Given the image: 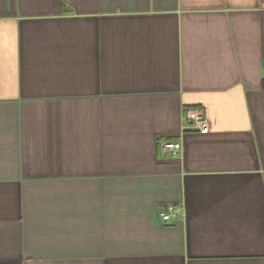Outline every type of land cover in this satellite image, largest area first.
Instances as JSON below:
<instances>
[{
  "label": "crops",
  "instance_id": "crops-1",
  "mask_svg": "<svg viewBox=\"0 0 264 264\" xmlns=\"http://www.w3.org/2000/svg\"><path fill=\"white\" fill-rule=\"evenodd\" d=\"M0 264H264V0H0Z\"/></svg>",
  "mask_w": 264,
  "mask_h": 264
},
{
  "label": "built area",
  "instance_id": "built-area-1",
  "mask_svg": "<svg viewBox=\"0 0 264 264\" xmlns=\"http://www.w3.org/2000/svg\"><path fill=\"white\" fill-rule=\"evenodd\" d=\"M183 119L189 121L191 126L200 133H206L209 131L208 119L201 108H189L183 110ZM161 151L163 155L178 156L181 152L182 146L179 141H163L161 143ZM175 214L172 212V207L169 206L166 212L161 213V218L163 221H168Z\"/></svg>",
  "mask_w": 264,
  "mask_h": 264
}]
</instances>
